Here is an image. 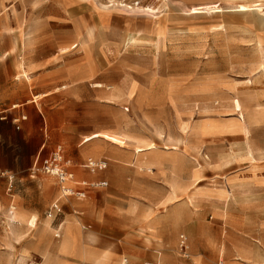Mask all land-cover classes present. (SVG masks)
Here are the masks:
<instances>
[{
  "label": "rangeland",
  "instance_id": "obj_1",
  "mask_svg": "<svg viewBox=\"0 0 264 264\" xmlns=\"http://www.w3.org/2000/svg\"><path fill=\"white\" fill-rule=\"evenodd\" d=\"M239 1L0 0V67L11 69L5 107L21 117L0 163L13 175L9 192L0 177V264H97L104 253L101 264L264 263V119H255L264 116V14L227 10ZM216 2L223 11L189 14ZM232 98L247 133L227 127L239 117ZM203 109L219 127L200 134L192 124ZM43 140V151L65 146L78 176L92 177L80 167L89 156L109 161L99 173L108 185L83 201L62 199L54 220L55 179L29 171ZM150 142L158 149L137 157L136 147ZM221 185L224 197L190 199L197 187ZM15 211L35 215V224L10 222ZM69 224L78 241L63 251ZM89 231L97 241L83 249Z\"/></svg>",
  "mask_w": 264,
  "mask_h": 264
},
{
  "label": "bare ground",
  "instance_id": "obj_2",
  "mask_svg": "<svg viewBox=\"0 0 264 264\" xmlns=\"http://www.w3.org/2000/svg\"><path fill=\"white\" fill-rule=\"evenodd\" d=\"M147 9L149 10H153L152 7L147 6ZM227 10L229 11H237V12H247V11H259L262 12V14H264V4L262 2H251L248 3L246 0H240L239 3L235 4V5H231V6H227ZM223 11V7L221 6L220 3H212V4H205V5H197V6H193L189 9V14H200V13H208V12H221ZM63 51H65L66 49H62ZM62 51V52H63ZM259 55L261 58V67L262 70L264 71V51L263 49L259 50ZM20 68L22 69L23 74L26 76L27 79H30L29 75L26 73L25 67L23 66V63H20ZM98 86H101V84H96ZM44 95L43 93H39L34 95L33 100L38 99L40 96ZM231 103H232V108L234 111V114H239V117L231 120L228 124L227 127L230 128H235L237 130H241L243 132H249V130L251 129L250 126L246 125L244 119H243V113H242V106L241 103L239 101V99L236 98H232L231 99ZM256 119V123H262L264 116L263 115H256L255 117ZM183 126L181 127L182 132L187 135V130L190 127L188 122L185 120L183 121ZM219 126L217 124H215L214 122V116L207 112L206 109H203L202 112H200L197 116L196 119H194V123L192 124V129L198 131L200 134L206 133V132H210L215 130L216 128H218ZM191 128V127H190ZM98 137H101L103 140L106 141H110L113 144H118L121 146H124L127 144V139L118 133H109V132H99L97 134ZM182 143L185 144V141L182 139L181 140ZM187 145L185 144V147ZM158 145H156L153 142L147 143L145 145L142 146H137L135 151L137 154V157H142L143 155H146L147 153H153L156 149H158ZM165 149H171V150H178L177 145H173L171 147L169 146H165ZM248 154L250 155L252 160H255V157L253 156V154L251 153V149L248 148ZM231 156H233L231 154ZM140 161H143L144 163H148V164H155V161L152 159H143L141 160L139 158ZM199 167H201V165H199ZM147 169H150V166H148ZM197 173L198 170H196V173H194V177H197ZM224 185H221L220 187H218L217 191H212V190H206L203 189L201 187H197L194 189L192 195L190 196V199H203V198H209L211 197L213 194L216 195L217 197H224L225 192L227 191V189H224ZM15 210V207H12ZM35 220H36V216L35 215H30L27 216L25 214H22L21 212H17L15 211L14 214L10 217V222L12 223H22L25 222L27 225L29 226H33L35 224ZM48 228V224L45 223L42 226V231H46V229ZM78 241V233L77 231H75L74 226L69 224L66 227L65 230V236L64 239L62 240L61 246H60V250H66L68 246L73 245ZM97 241V237L91 233L90 231L87 233H84L81 236V242L83 245V249L86 248V245L90 244L93 245L95 244V242ZM106 253L103 254V257H105ZM103 257H94L93 261L97 262V264H101V261L103 259ZM123 260V259H122ZM52 261V259H47V264H50ZM17 264H25V258L24 257H20V259L18 260ZM123 264V263H121ZM148 264H154V263H148ZM234 264H241L240 262H236Z\"/></svg>",
  "mask_w": 264,
  "mask_h": 264
},
{
  "label": "built area",
  "instance_id": "obj_3",
  "mask_svg": "<svg viewBox=\"0 0 264 264\" xmlns=\"http://www.w3.org/2000/svg\"><path fill=\"white\" fill-rule=\"evenodd\" d=\"M73 166L74 162L66 156L64 147L56 145L46 157L36 160L29 171L33 175L43 174L53 177L62 196H71L77 199L85 198L86 189H100L107 186V182L103 180L89 181L85 179L78 182V187L73 186L76 183L75 173L72 170ZM82 167L87 169L89 173L96 174L107 167V161L89 157L85 159ZM0 177L6 178L7 191L9 192L13 183V175L0 169ZM60 210L58 201L54 200L47 210V216L55 218ZM56 235H59V232ZM179 248L182 256L189 257L188 243L184 234L179 236Z\"/></svg>",
  "mask_w": 264,
  "mask_h": 264
},
{
  "label": "crops",
  "instance_id": "obj_4",
  "mask_svg": "<svg viewBox=\"0 0 264 264\" xmlns=\"http://www.w3.org/2000/svg\"><path fill=\"white\" fill-rule=\"evenodd\" d=\"M10 74H11V69L5 68V67H0V163L3 161L5 155H9L8 154L9 153L8 151L5 154V151H4L3 147H4L5 138H6L7 139V142H8L7 143L8 144L7 147L9 148V142H10L9 140H10L11 127L13 126L15 129L19 130L20 129V126H21L20 125V119H21V117L18 115V116H13L11 118V116L9 115L11 108L8 105L5 107V88H6L7 85L9 86V84H10ZM1 97H2V103H1ZM24 118L25 117L22 116V119H24ZM45 135H46V127L44 126V137H45ZM56 145H62L64 147V149H65L66 156L69 157V158H71L73 160V162H74V159L67 153V150H66L65 146L63 144H61V143H57V144L53 145L51 148L46 147V151H43V149L46 146V141L43 140V142L41 143L38 151L36 152V154L33 157V160H32L31 166L29 167V170L32 167V165L35 163L36 160H40V159H43L44 157H46L52 151V149ZM89 157H91V156H89ZM89 157H87V158H89ZM91 158H94V157H91ZM98 159H104V160H106L107 161V166H108V162L109 161H108V159L106 157H99ZM84 161L80 164V167L81 168H83L82 167V164L84 163ZM0 169L4 170L5 168L0 167ZM83 169H85V168H83ZM72 170L75 173V179H76V183L73 186L78 187V185H77L78 182L80 180H84V179L85 180H89V181H92V180H103V181H106L107 182V185H108V180H106L105 178L99 176V173L102 172L103 170L97 172L96 174H91V173L88 172L87 169H85L89 174L92 175L91 178L83 177V176H78V174L76 172V169H75V163H74V166H73V169ZM55 183H56V181H55ZM56 185H57V183H56ZM57 189H58V196H57V198L53 199L51 201V203L54 200H57L58 203H59L60 208L62 207V201H61L62 199H64V200L75 199V200L83 201L84 199H86L89 196L91 190H93V189H86V196H85V198H83V199H77V198L71 197V196H62L60 194L58 185H57ZM73 212L76 213V214H78V213H81L83 211H81L77 207H74L73 206ZM51 219L54 220L55 218H51ZM60 225L61 224H59L58 227L55 230L56 232H55L54 236L56 238H59L60 235H61ZM57 232H59V235H56ZM178 241H179V239H178ZM189 256H190V253H189ZM184 258H188V257H184ZM222 262L223 261L221 259H218L214 264H222ZM230 264H234V263H230Z\"/></svg>",
  "mask_w": 264,
  "mask_h": 264
}]
</instances>
